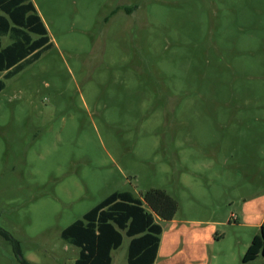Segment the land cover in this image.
Listing matches in <instances>:
<instances>
[{"label": "rangeland", "instance_id": "obj_1", "mask_svg": "<svg viewBox=\"0 0 264 264\" xmlns=\"http://www.w3.org/2000/svg\"><path fill=\"white\" fill-rule=\"evenodd\" d=\"M32 1L53 47L0 93V227L20 247L0 236V264H75L65 228L153 189L179 204L155 264H244L264 222V0Z\"/></svg>", "mask_w": 264, "mask_h": 264}, {"label": "trees", "instance_id": "obj_2", "mask_svg": "<svg viewBox=\"0 0 264 264\" xmlns=\"http://www.w3.org/2000/svg\"><path fill=\"white\" fill-rule=\"evenodd\" d=\"M4 39L9 41L6 46ZM52 47L48 29L32 0H0V93L6 81ZM178 210L176 199L163 190H149L142 198L131 192H116L65 228L61 238L79 248L75 264H112V252L122 246L125 236L130 239L128 264H154L162 234L156 218L172 221ZM0 236L20 252L19 242L1 227ZM260 255L264 257V222L242 261L264 264L254 263Z\"/></svg>", "mask_w": 264, "mask_h": 264}, {"label": "crops", "instance_id": "obj_3", "mask_svg": "<svg viewBox=\"0 0 264 264\" xmlns=\"http://www.w3.org/2000/svg\"><path fill=\"white\" fill-rule=\"evenodd\" d=\"M7 40V39H6ZM5 39L3 40V45L5 46ZM159 221H161L160 219H159ZM156 222L158 223V221H157V218H156ZM263 223V222H262ZM262 223L260 224V227H261V225H262ZM162 232H163V230H162ZM162 235V234H161ZM160 249H161V243H160V248H159V251H158V255H157V259H158V256H159V253H160ZM157 259H156V261H157ZM156 261H155V263H156ZM154 263V264H155Z\"/></svg>", "mask_w": 264, "mask_h": 264}, {"label": "water", "instance_id": "obj_4", "mask_svg": "<svg viewBox=\"0 0 264 264\" xmlns=\"http://www.w3.org/2000/svg\"><path fill=\"white\" fill-rule=\"evenodd\" d=\"M21 258V257H20Z\"/></svg>", "mask_w": 264, "mask_h": 264}]
</instances>
